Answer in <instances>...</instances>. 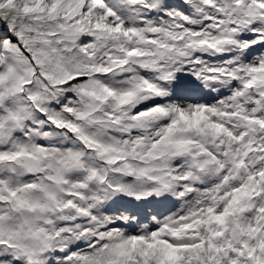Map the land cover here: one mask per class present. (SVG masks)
I'll use <instances>...</instances> for the list:
<instances>
[{
    "label": "snow or ice",
    "instance_id": "obj_1",
    "mask_svg": "<svg viewBox=\"0 0 264 264\" xmlns=\"http://www.w3.org/2000/svg\"><path fill=\"white\" fill-rule=\"evenodd\" d=\"M0 264H264V0H0Z\"/></svg>",
    "mask_w": 264,
    "mask_h": 264
}]
</instances>
